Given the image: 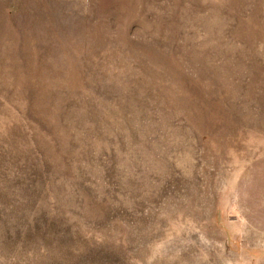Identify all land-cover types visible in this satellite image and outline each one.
<instances>
[{
    "label": "rangeland",
    "instance_id": "1",
    "mask_svg": "<svg viewBox=\"0 0 264 264\" xmlns=\"http://www.w3.org/2000/svg\"><path fill=\"white\" fill-rule=\"evenodd\" d=\"M0 264H264V0H0Z\"/></svg>",
    "mask_w": 264,
    "mask_h": 264
}]
</instances>
